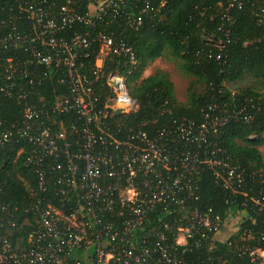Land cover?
Returning <instances> with one entry per match:
<instances>
[{
	"label": "built area",
	"instance_id": "built-area-1",
	"mask_svg": "<svg viewBox=\"0 0 264 264\" xmlns=\"http://www.w3.org/2000/svg\"><path fill=\"white\" fill-rule=\"evenodd\" d=\"M165 2L0 0V102L21 112L9 124L0 118V151L19 145L33 196L21 208L32 226L18 249L19 206L0 181V264H195L197 251L207 253L202 264H226L208 253L216 241L245 264H264V168L209 152L230 119L252 114L209 105L198 120L149 132L126 122L139 104L125 78L105 73L110 63L136 64L125 36L107 27L119 19L137 30ZM255 15L264 25V6ZM203 167L235 197L223 217L190 205Z\"/></svg>",
	"mask_w": 264,
	"mask_h": 264
},
{
	"label": "trees",
	"instance_id": "trees-1",
	"mask_svg": "<svg viewBox=\"0 0 264 264\" xmlns=\"http://www.w3.org/2000/svg\"><path fill=\"white\" fill-rule=\"evenodd\" d=\"M6 1L15 5V0ZM261 6L264 0H241V8L226 11L223 0H166L160 15L145 17L137 30L124 31L119 19L109 25L108 31L125 36L136 58L135 65L105 66V73L118 71L125 78L130 96L139 104V109L127 116L128 125L136 127L146 122L144 129L151 132L173 119L198 120L209 105H218L220 115H226L225 110L230 114L243 109L252 114L250 121L230 119L211 137L215 145L210 146L209 152L219 149L230 163L253 170L264 168L260 150L264 146V25L258 24L255 15ZM161 58L177 60L179 70L189 78L185 102L177 99L167 72L156 70L142 77L144 70ZM117 59L121 58L113 61ZM246 77L259 89L249 86L232 92L228 88V83L241 82ZM0 118L7 124L20 120V108L12 100L2 99ZM18 148L19 145H11L0 151V181L6 182L5 192L19 206V228L13 238L19 249L32 226V218L21 208L33 196L23 179L28 176L22 165L23 153L17 157ZM234 199L229 190L215 181L212 170L203 167L197 199L191 200L190 205L210 207L223 217L236 208L235 203L231 204ZM236 202L240 203L241 197ZM243 210L251 213L248 207ZM249 218L242 220L243 227L252 225ZM208 253L226 264H245V258L233 255L222 242L216 241ZM206 258L205 251H197L192 257L195 264H202Z\"/></svg>",
	"mask_w": 264,
	"mask_h": 264
},
{
	"label": "rangeland",
	"instance_id": "rangeland-1",
	"mask_svg": "<svg viewBox=\"0 0 264 264\" xmlns=\"http://www.w3.org/2000/svg\"><path fill=\"white\" fill-rule=\"evenodd\" d=\"M156 70H162L169 74L170 80L174 85V92L177 99L181 102L186 101V88L189 82V78L185 76L181 70L178 68L177 60L169 58H161L155 60L151 63L143 72L142 77H146ZM228 88L232 92H236L240 88H246L249 86H256V83L249 77H246L245 80L236 83H228ZM256 89H259L256 86ZM262 154L264 155V146L260 148Z\"/></svg>",
	"mask_w": 264,
	"mask_h": 264
}]
</instances>
